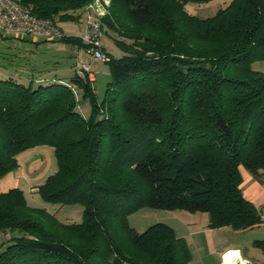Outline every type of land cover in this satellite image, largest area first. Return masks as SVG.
I'll return each instance as SVG.
<instances>
[{"label":"trees","instance_id":"16d2710c","mask_svg":"<svg viewBox=\"0 0 264 264\" xmlns=\"http://www.w3.org/2000/svg\"><path fill=\"white\" fill-rule=\"evenodd\" d=\"M16 1L59 26L92 0ZM211 1L112 0L102 26L125 55L104 46L112 81L101 101L76 72L69 82L0 80V179L20 153L49 146L58 170L38 193L84 208L82 223L66 224L19 188L1 192L0 233L19 235L0 264H190L168 225L130 227L144 208L205 212L210 229L264 226L242 189L244 172L264 178V73L253 69L264 61V0H232L206 19L186 10ZM59 41L89 49L79 36ZM254 246L264 253V240Z\"/></svg>","mask_w":264,"mask_h":264},{"label":"rangeland","instance_id":"374dc122","mask_svg":"<svg viewBox=\"0 0 264 264\" xmlns=\"http://www.w3.org/2000/svg\"><path fill=\"white\" fill-rule=\"evenodd\" d=\"M106 6L107 15L112 6ZM232 0H213L206 4L190 3L187 5L189 14L200 18L213 17L217 11L226 7ZM105 6V0H92L85 7L74 13L78 20L59 22V26L68 36H79L84 28L88 10L97 17L99 7ZM106 15V16H107ZM105 18V17H103ZM102 22V20H101ZM103 24V23H102ZM104 37L103 45L115 58L125 55L115 44L112 34L102 26ZM0 32V80L12 78L20 83H29L31 79L45 80L42 84L51 82L59 77L66 82L75 77V68L85 62L90 63L93 87L99 100H103L108 85L112 81L111 67L109 62L94 61L92 55L86 49H78L64 41H52L31 37H17ZM253 69L264 73V61H256ZM76 97L79 101V111L84 117H89L91 106L88 100H83V93L76 89ZM19 167L0 179V193L7 192L12 188L23 190L30 206L46 209L55 214L63 223H82L83 210L81 205H56L45 202L37 191L45 183L49 176L58 170L54 149L49 146H38L23 151L17 156ZM254 182H246L243 186L245 195L255 199L254 184L256 181L264 187V178L254 176ZM245 196V197H247ZM255 206L264 214V206ZM130 227L139 233L145 232L156 224L168 225L175 231L179 238H183L192 253L190 264H201L200 253H205L206 246L210 242L219 249L239 247L248 253L252 260H258L262 255L261 249L254 246L257 240H264V226L248 230L235 231L230 227L210 229V217L205 212H188L185 210H160L144 208L128 217ZM18 233H0V252L8 245V241L17 237ZM243 261V260H242ZM222 263V262H221Z\"/></svg>","mask_w":264,"mask_h":264},{"label":"built area","instance_id":"2783aa9c","mask_svg":"<svg viewBox=\"0 0 264 264\" xmlns=\"http://www.w3.org/2000/svg\"><path fill=\"white\" fill-rule=\"evenodd\" d=\"M95 13H87L85 28L79 35L84 44L89 46V53L94 61L109 62L110 57L104 51L103 37L104 32L101 20L107 15L106 6H110V1L105 0V6L100 5ZM0 32L3 34L13 35L17 37H31L45 40L63 39L65 32L52 20L40 19L34 16L31 9L17 2L16 0H0ZM78 78L86 80L89 78L93 81L90 63L79 64L75 68ZM222 256V263L225 264ZM237 261L238 264H251L249 261Z\"/></svg>","mask_w":264,"mask_h":264},{"label":"crops","instance_id":"0c3cea01","mask_svg":"<svg viewBox=\"0 0 264 264\" xmlns=\"http://www.w3.org/2000/svg\"><path fill=\"white\" fill-rule=\"evenodd\" d=\"M95 79V77L93 76V80ZM243 184H242V189L243 186L245 185L246 182L250 181V182H254L255 178L254 175L248 173V172H244L243 173ZM254 189H255V199L252 197H249L247 195L246 198L248 200H250L251 202H253L254 204H256V202H258L257 204H259L258 206H264V187L262 185H260V183H258L256 181V183L254 184ZM205 253L202 256V253H200V257H199V261L201 264H221L222 262V256L223 254H226L225 258L230 254L233 253L235 251L240 252L242 260L244 261H249L251 262V264H264V253L262 255H258V260L260 261H256V260H252L250 259V257H248V253H244L245 250H242L239 247H235V248H228V249H219L214 243L209 244V247L206 246ZM193 253V252H192Z\"/></svg>","mask_w":264,"mask_h":264},{"label":"bare ground","instance_id":"6f19581e","mask_svg":"<svg viewBox=\"0 0 264 264\" xmlns=\"http://www.w3.org/2000/svg\"><path fill=\"white\" fill-rule=\"evenodd\" d=\"M240 256H241L240 252L235 251L233 253H230L226 258H224V262L225 264H238L237 261L240 260Z\"/></svg>","mask_w":264,"mask_h":264}]
</instances>
